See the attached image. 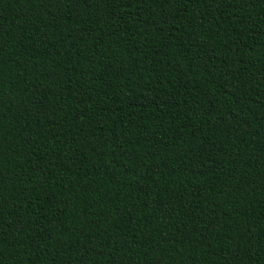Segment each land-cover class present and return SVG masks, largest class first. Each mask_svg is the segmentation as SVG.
I'll return each mask as SVG.
<instances>
[{"label":"trees","instance_id":"obj_1","mask_svg":"<svg viewBox=\"0 0 264 264\" xmlns=\"http://www.w3.org/2000/svg\"><path fill=\"white\" fill-rule=\"evenodd\" d=\"M0 264H264V0H0Z\"/></svg>","mask_w":264,"mask_h":264},{"label":"snow or ice","instance_id":"obj_2","mask_svg":"<svg viewBox=\"0 0 264 264\" xmlns=\"http://www.w3.org/2000/svg\"><path fill=\"white\" fill-rule=\"evenodd\" d=\"M85 2H87V0H85ZM217 2H220V0H217Z\"/></svg>","mask_w":264,"mask_h":264}]
</instances>
